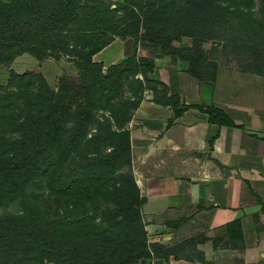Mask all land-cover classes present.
Segmentation results:
<instances>
[{
  "label": "trees",
  "instance_id": "obj_1",
  "mask_svg": "<svg viewBox=\"0 0 264 264\" xmlns=\"http://www.w3.org/2000/svg\"><path fill=\"white\" fill-rule=\"evenodd\" d=\"M251 1L118 0L113 6L111 0H0V64L25 52L40 60L66 53L81 78L77 88L55 90L42 72L13 70V88L0 91V204L23 195L39 176L55 202L66 205L0 216V264H133L165 249L149 241L141 213L145 198L133 171L120 170L131 163L126 123L147 88L157 102L173 106L175 117L191 104L151 78L154 61L136 51L106 71L93 55L117 36H134L189 60V71L200 80L213 79L216 64L203 56L202 42L249 31L245 23L264 25L245 10ZM184 36L193 43L177 45ZM233 40L241 50L248 46L239 33ZM126 83L137 98L119 101L114 121L97 118L95 110L117 104ZM196 106L211 122L237 125L221 107ZM104 139L110 150L99 148ZM93 143V151L85 148ZM230 227L241 237L240 220Z\"/></svg>",
  "mask_w": 264,
  "mask_h": 264
},
{
  "label": "crops",
  "instance_id": "obj_2",
  "mask_svg": "<svg viewBox=\"0 0 264 264\" xmlns=\"http://www.w3.org/2000/svg\"><path fill=\"white\" fill-rule=\"evenodd\" d=\"M158 47L117 36L93 55L106 71L136 51L154 61L151 78L191 104L175 117L173 106L157 102L147 88L133 110L129 126L134 154L140 150L133 167L145 198L142 219L149 241L165 246L135 264L225 263L236 253L243 264H264V79L257 93L220 96L215 81L189 71V60ZM196 104L223 108L237 125L211 122ZM235 220L241 222L239 243L229 234ZM166 248L169 254L162 252Z\"/></svg>",
  "mask_w": 264,
  "mask_h": 264
},
{
  "label": "rangeland",
  "instance_id": "obj_3",
  "mask_svg": "<svg viewBox=\"0 0 264 264\" xmlns=\"http://www.w3.org/2000/svg\"><path fill=\"white\" fill-rule=\"evenodd\" d=\"M111 1L113 2V6H115L118 0ZM248 4L250 5L245 7V10L251 13L254 18H257L262 23H264V0H253ZM244 27L248 28L249 31H245V28L237 29L238 31L235 30V33H232L233 36L231 37L226 35H224L226 38L211 37L204 39L202 42V46L204 48L203 56L216 64V66L212 68V71L216 72L215 78L212 79L210 77H205L202 80L215 81L217 84L216 88L218 94L220 92L218 89H221L222 93H220V96L226 95L230 98L234 96L243 98L244 96H248L252 93H257V82H259L261 79H264V25L259 24L254 26V24L249 22L248 25L245 23ZM239 30L244 31L240 33L241 31ZM236 33H239L240 36L244 38V41L248 44V46H246L243 50L237 48L236 42L233 40V38L236 36ZM145 41L148 42V40ZM175 43L177 45H181L182 43L191 45L193 43V38L190 36H184L181 42L177 41ZM158 48L159 50H163L160 46ZM56 54L57 52L40 60L31 53L25 52L16 56L9 64L1 63L0 84L3 87L0 88V91L13 88L9 82L11 78V72L13 70L22 73L27 71L42 72L50 87L55 90H58L63 85L74 88L80 86L81 78L79 76V69L77 68L78 71H76L75 67L69 63V55L64 53L62 56L57 57ZM125 86L126 88L123 91L124 93H122L121 97L115 100L117 104L107 105L106 108H98L95 110L97 118L104 120V118L107 117L114 121L115 118L113 117L112 112L113 107H115V109L122 110L119 101H126L128 98H131V100L137 98L136 91L132 90L129 85H127V83ZM235 89L236 93L234 92ZM133 110L134 109L131 108L132 113ZM121 116L123 117L125 114ZM125 118L126 117H124L122 120H125ZM130 120L131 118L126 123L129 128ZM92 126L94 127L97 125ZM92 128L90 131L94 132L95 128ZM108 142H110L108 139H104L100 143L101 145H99V148L103 150H110L111 146ZM96 145V143H93V145H86L85 148L87 150H92V148H95ZM136 152L137 154H134L132 146L131 163H126L125 161L123 163L124 165L120 169L121 171L130 169L133 171L135 176L133 161L137 158L140 150L137 148ZM135 163L138 165L139 160ZM115 175L117 182H119L121 176L118 174ZM55 196L56 195L53 194L52 188L46 181V178L36 176L31 182H29L26 192L23 195L17 196L14 199L0 204V216L7 214H20L35 210H47L46 206H48L51 211H54L58 207L60 209L65 208L66 205L63 201L61 203L55 202ZM204 233L205 232L202 234ZM218 233L220 232H217V234ZM221 233H223V231ZM229 234L232 235L233 243H239L240 237L238 236L236 229H234ZM164 251L166 250H163L162 252ZM242 258L244 257L241 255V253H236L231 257L230 262H207L206 264H243V262H241ZM47 264H55V262L48 259Z\"/></svg>",
  "mask_w": 264,
  "mask_h": 264
}]
</instances>
